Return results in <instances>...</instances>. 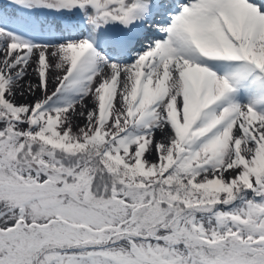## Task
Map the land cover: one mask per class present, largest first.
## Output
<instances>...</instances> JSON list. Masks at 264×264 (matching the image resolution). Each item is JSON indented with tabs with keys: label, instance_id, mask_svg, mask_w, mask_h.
Segmentation results:
<instances>
[{
	"label": "snow or ice",
	"instance_id": "1",
	"mask_svg": "<svg viewBox=\"0 0 264 264\" xmlns=\"http://www.w3.org/2000/svg\"><path fill=\"white\" fill-rule=\"evenodd\" d=\"M0 264H264V0H0Z\"/></svg>",
	"mask_w": 264,
	"mask_h": 264
},
{
	"label": "rangeland",
	"instance_id": "2",
	"mask_svg": "<svg viewBox=\"0 0 264 264\" xmlns=\"http://www.w3.org/2000/svg\"><path fill=\"white\" fill-rule=\"evenodd\" d=\"M53 87H54V85H53Z\"/></svg>",
	"mask_w": 264,
	"mask_h": 264
}]
</instances>
